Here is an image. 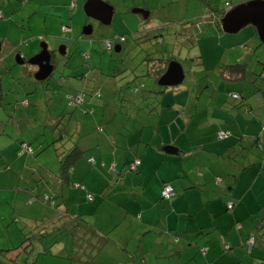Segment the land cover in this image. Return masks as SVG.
Segmentation results:
<instances>
[{"label":"rangeland","instance_id":"374dc122","mask_svg":"<svg viewBox=\"0 0 264 264\" xmlns=\"http://www.w3.org/2000/svg\"><path fill=\"white\" fill-rule=\"evenodd\" d=\"M75 1L76 5L72 7L69 2L62 5L60 0H0V152L5 151L4 148L10 144L22 142L31 150L30 154H22L26 161L25 169L18 165L23 172L22 176L14 172L3 173L0 169V248L15 247L12 252L0 255V264L29 263L35 257L37 261L34 264H72L65 255L71 254L79 258L90 250L95 258L91 264H114L112 259L117 257L110 256L112 247L106 250L109 244L105 245L106 248L93 252L94 249L87 243L90 238H85L78 229L72 235H61L58 230L61 222L56 220L59 217L55 208L57 202L46 170L57 168V153L67 149L68 140L57 138L61 131H58L56 115L61 114L62 107L67 109L65 95L72 91L70 89L77 90L87 86L89 90L96 79L111 80L114 75L116 83H120L124 91L125 87L136 84L132 82H137L138 79L146 89L151 86L184 87L192 93L203 92L193 97L191 105L198 100L201 108H205L215 86L220 89L218 94L226 88L224 82L215 75L227 63L244 66L245 81L242 85L245 87L224 91V109L219 111H225V108H230L235 102L236 108L231 110L234 117L232 119L237 123L244 119L247 123H252L246 129L247 134L242 137L245 130L241 131L239 127L243 123L230 125L232 134L228 135V143L231 145L233 142L234 131L240 138L235 137L232 147L215 159L225 168L229 163L235 169L241 168L233 174V183L237 189L234 193L240 191L241 197L235 194L231 196V191L224 189L225 195L219 198L221 212L207 217L212 219L215 227L207 230L215 232L220 238L206 243L211 245L216 241L222 249L232 247L233 253L240 250L244 258H237V264L263 262L264 219L260 223L261 229L256 228L264 217V77L261 76L264 73V43L259 41L256 29L251 24L226 34L220 30L219 25L214 26L209 22L215 12L225 11L226 7L247 0H108L113 14L107 24H99L85 15L82 8L85 0ZM134 7L149 11L146 21L142 12H132ZM41 12L46 13L45 21ZM27 21L31 25L30 29L26 27ZM89 22L93 26L91 33L86 35L83 29ZM15 24L17 27H14ZM61 25L69 26V31L62 32ZM20 26L24 27L23 30ZM45 28L47 32H44V38L38 40L36 33H43ZM218 34L227 35L230 39L222 41ZM153 35L159 36L161 41H156ZM115 36L123 37V41L118 43L120 50L116 51L112 46L108 51L102 46L103 41L111 39L116 44ZM26 39L34 45L28 47L19 43ZM42 42L50 54L52 71L46 78L38 80L34 78L36 65L29 62L28 58L41 47ZM13 43L19 44L14 47ZM16 54L22 57L21 63L17 62ZM170 54L183 69L181 82L160 86L152 83L150 75L144 76V71L139 74L141 66L151 63L146 59L168 58ZM122 70L126 77L119 80V75L123 77L119 73ZM117 74L118 77L115 76ZM203 74L210 76L203 77ZM134 75L138 77L134 78ZM187 90L184 89L183 93ZM231 93L241 94L250 110H246L249 106L243 103L241 97L231 100ZM218 98L221 100L222 96L213 97L210 103L220 104ZM23 100L26 104H23ZM217 110L211 108L210 121L204 119L201 123L205 126L212 123L215 114H218L215 113ZM48 113L55 115L45 117ZM45 123H49L48 127L42 126ZM219 123L215 121V125ZM212 125L214 124L208 127ZM226 125L223 126L224 130L229 126ZM216 133L218 132L213 133L211 139L221 147L223 141L216 139ZM88 161L91 163L90 159ZM4 166L7 167V164ZM226 187L223 184V188ZM241 199L246 206L251 205L254 212L248 213ZM227 203L234 204V211L224 206ZM76 223L78 224L77 221H70V225ZM34 225L50 234L39 241L28 239L25 242H29V246L25 247L26 243L21 242L35 231ZM205 230L204 241L209 236ZM252 233L255 234V241L252 253H247L248 235L253 236ZM237 235H241L238 242L235 239ZM206 243L204 242L205 245ZM47 247L49 253L42 254V249ZM146 258L152 259V251L148 252ZM226 258L222 256L219 264H230Z\"/></svg>","mask_w":264,"mask_h":264},{"label":"crops","instance_id":"0c3cea01","mask_svg":"<svg viewBox=\"0 0 264 264\" xmlns=\"http://www.w3.org/2000/svg\"><path fill=\"white\" fill-rule=\"evenodd\" d=\"M102 1L111 7L112 16V5L108 3V0ZM60 2L62 5L68 2L71 5V0H60ZM229 7L231 6L225 9ZM52 11L57 13L55 10ZM132 12H142L145 17L149 15V11L140 7H134ZM41 14L45 21L46 13L41 12ZM91 19L99 24H107L94 18ZM209 22L216 26L211 19ZM26 25L28 29L31 28L29 21ZM63 26L68 29L63 30ZM90 26L92 29L93 25L90 24ZM14 27L17 25L15 24ZM19 28L23 30L24 27ZM45 29L43 33H36L38 40L44 38V32H47V28ZM69 29L67 25L60 26L62 32H67ZM32 36L28 35V37ZM218 37L222 41L230 39L224 34H218ZM122 41L117 39V51L120 50L118 43ZM21 42L19 43L28 47L34 45L28 43L27 39ZM1 43L0 38V46ZM17 45L13 43L12 46ZM41 45H44L43 42L40 43ZM102 46L104 47V41ZM40 48L36 49L35 53H31L29 58L39 52ZM15 58L16 60L22 59L20 54H16ZM179 65L181 67V64ZM227 65L231 64L227 63L222 67ZM223 68L215 76L224 82L226 88L218 94L220 89L215 86L209 94V101L205 108H201V103L197 99L191 105V102H194L193 97L203 92L194 91L192 93L184 87L178 89L151 86L146 89L138 79L137 82H132L136 84L125 87L124 91L120 83H116L114 75L111 80L96 79L94 86L89 90L87 86L77 90L70 89L72 91L66 95L80 94L81 101L74 107L68 102L65 103L67 109L62 107L61 114L56 115L58 131H61L57 138H62V140L66 138L68 140L67 149L75 145L79 154L66 173H62L59 162L60 154L66 149L57 153V168L46 170L51 179L52 194L57 202L55 208L59 217L56 220L60 221L61 225H67V222L71 220L76 221L77 217L86 220L96 232L94 236L84 235L85 238L87 236L90 238L87 243L94 249L93 252L100 251L109 244L106 250L112 247L110 256H117L112 259L114 264L118 262L121 264H135V262L137 264H219L222 256L227 257L226 260L230 264H237V258L243 259L240 250L233 253L232 247L222 249L216 241L211 245L206 243L209 240L220 238L215 232L207 230L208 228L215 229L212 219L207 217L209 214L211 217L221 212L219 198L225 195L224 189L230 190L231 196L235 194L241 197L240 191L234 193L237 189L233 183L235 178L233 174L241 168L235 169L231 163L225 168L215 159L222 156L224 150L232 147L235 137H238L234 131L235 136L231 135L234 140L231 145L228 143V135L232 134L230 125L237 126L243 123L239 127L241 131L245 130L242 137L247 134L246 129L252 123H247L245 119L237 123L232 119L234 117L231 110L233 107L236 108L235 102L230 108H225V111H219L221 108L224 109V91H232L240 86L245 87L242 85L245 80L235 81L228 80L227 77L223 78L221 76ZM181 70L182 78L179 82L183 79L182 67ZM123 71L119 73L125 79ZM143 71H145V65L141 66L139 74L141 75ZM208 75L203 74V77ZM115 76L118 77V74ZM158 78L155 80L150 77L152 83L164 86L158 83ZM184 89L187 90L186 93H183ZM217 95L222 96L221 100L218 98L220 104H211L210 100ZM239 96L247 106L248 103L243 96L241 94ZM23 104H26L25 100ZM211 108L218 109V112H215L218 114H215L214 120L210 123L214 124L213 127H208L210 124L205 126L201 121L204 119L210 121ZM246 110L249 111L250 106ZM53 115L55 114L48 113L45 117ZM215 121L220 123L215 125ZM225 123L229 125L226 130L223 129ZM48 125L49 123L42 124L47 127ZM215 131L228 132L225 138H216L220 142L223 141L221 147L217 141L211 139ZM4 150L0 152L1 171H4L3 173L14 172L22 176L23 172L18 165L25 169L26 161L22 158V154L26 152L22 150L21 144H10ZM133 160H138V164L131 172L128 166ZM5 163L7 167L4 166ZM165 183L169 184L173 190V195L169 199H163L160 196L161 187ZM223 184L227 187L223 188ZM86 193H91V200L86 199ZM240 201L248 213L254 212L251 205L246 206L242 199ZM224 206L226 207V204ZM233 207L234 204L230 210L234 211ZM37 228L35 226L33 230ZM204 229L209 233L205 241L203 239ZM252 235L255 234L252 233ZM92 238L93 241H91ZM235 239L236 242L240 241L241 235L240 237L237 235ZM238 245L239 243L236 246ZM12 248L15 247L0 248V255L12 252ZM2 250L8 251L2 252ZM151 251L152 259H147L146 255ZM43 252L42 254H45ZM91 252L90 250L89 253L79 258L71 254L65 256L68 258L73 256L68 259V262L72 264L74 262L91 264V261L95 259ZM246 252L252 253V246L247 248ZM230 254L233 255L228 256ZM7 257L5 258L9 259ZM36 261L35 257L29 264H34ZM253 264H258V262ZM260 264H264V260Z\"/></svg>","mask_w":264,"mask_h":264},{"label":"water","instance_id":"95a60500","mask_svg":"<svg viewBox=\"0 0 264 264\" xmlns=\"http://www.w3.org/2000/svg\"><path fill=\"white\" fill-rule=\"evenodd\" d=\"M86 16L94 18L101 23H108L111 16V7L102 0H85L82 5ZM135 10V9H134ZM139 11V9H137ZM219 27L223 32L234 33L242 26L251 24L256 29L258 38L264 42V0H247L225 10L218 18ZM91 26L86 24L83 32L90 33ZM114 50H118L116 45ZM63 51V47H62ZM49 53L44 45H41L39 52L28 58V61L37 66L34 78L44 79L52 70V65L48 62ZM17 62H22L18 59ZM182 78L180 65L172 60L164 72L159 76L158 83L162 85H173Z\"/></svg>","mask_w":264,"mask_h":264},{"label":"trees","instance_id":"16d2710c","mask_svg":"<svg viewBox=\"0 0 264 264\" xmlns=\"http://www.w3.org/2000/svg\"><path fill=\"white\" fill-rule=\"evenodd\" d=\"M74 2V0H71V2ZM70 2V3H71ZM230 8V7H229ZM227 8V9H229ZM226 9V10H227ZM224 10H220V12L218 13V15L216 14L215 12V17H211V21L216 23V26L219 25V22H218V18L223 14ZM2 16L0 15V18ZM147 17H145V21L147 20L146 19ZM187 23V22H186ZM68 29V28H67ZM66 29V30H67ZM176 34V32H175ZM181 35H185L187 36L186 34H181ZM153 38L158 39V41L161 39H159V36L157 37V35H153ZM105 48V47H104ZM162 52H165L164 50ZM50 55V54H49ZM148 56H151L148 54ZM145 60V59H144ZM172 60H175L172 56V54H170V56L167 58H159V59H155V58H152V59H146V61H151V63H146L145 65V71H144V74L143 75H150L151 77H153L155 80H157V78L164 72L168 62L172 61ZM176 61V60H175ZM177 62V61H176ZM179 63V62H177ZM180 64V63H179ZM151 73V74H149ZM221 76L224 78V77H227L228 80H235V81H241V80H244V66L242 64H231V65H227L225 66L223 69H222V73H221ZM262 77H264V74H262ZM121 78L123 77H120L118 78L119 80H121ZM232 94V93H231ZM236 94V93H235ZM238 95V94H237ZM72 96H76V95H72ZM68 97V96H67ZM66 97V99L68 100V98ZM238 97H240L238 95ZM237 97V98H238ZM69 103L70 106L74 107L76 105L79 104V102H69V100L67 101ZM220 132V131H219ZM228 133V132H227ZM226 137V136H225ZM224 137V138H225ZM22 142V141H21ZM30 153V152H29ZM78 152L76 150V147L75 145H72L71 147H69L68 149H66V151L64 153H61L60 154V158H59V162H60V167H61V171L62 173H66L67 169H69V166H71L74 162V160L78 157ZM134 161V160H133ZM131 161V163L133 162ZM130 163V164H131ZM129 164V165H130ZM137 166V165H136ZM129 167V166H128ZM136 168V167H135ZM129 169V168H128ZM135 170V169H134ZM134 170H130L131 172H133ZM78 186V185H77ZM163 186V185H162ZM162 188V187H161ZM231 204V207H232V203ZM230 207V208H231ZM226 208L227 209H230L229 207H227L226 205ZM264 218L261 219V222ZM76 221L78 222V224L76 223V225L72 224L70 225V222H67V225H61L58 230H59V233L61 235H64V234H69V235H72L74 234V231L77 230V229H80V233L82 235H86L89 234L92 236H94L96 234L95 230L92 228V226L90 224L87 223L86 220L82 219V218H79L77 217L76 218ZM260 222V223H261ZM260 223L258 224L256 230L258 229H261V226H260ZM75 226V227H74ZM262 230H263V227H262ZM50 233H47L46 231L42 230V228H39L37 230H35L30 236L26 237V238H23V241H27L28 239L30 238H34L35 241L36 240H40L41 238L43 237H47ZM264 234V232H263ZM263 236V235H261ZM252 237V243L251 245L249 246V248L252 246V244H254V241H255V237L253 238V236H250ZM55 242V241H54ZM28 247L29 246V242L25 244V247ZM8 250H2V252H6ZM42 251H44L43 253H49V250H48V247L47 248H44L42 249ZM40 254V252H38ZM73 258V256H70ZM69 257V258H70ZM30 263V262H29ZM27 262H24L23 264H29Z\"/></svg>","mask_w":264,"mask_h":264},{"label":"built area","instance_id":"2783aa9c","mask_svg":"<svg viewBox=\"0 0 264 264\" xmlns=\"http://www.w3.org/2000/svg\"><path fill=\"white\" fill-rule=\"evenodd\" d=\"M70 4L73 5V1ZM62 29L65 30L66 28L63 26ZM119 40H122V37H119ZM111 45H112V42L110 40H105L104 41V46H105L106 49H109L111 47ZM230 96L232 98H237L238 97V95L235 94V93H232ZM67 98H68V100H69L70 103L71 102H77L78 103V102L81 101L80 94H77L76 96H68ZM226 135H227V132L220 131V132L217 133V138L218 139H222ZM21 148L26 153H29L31 151L30 148L27 147L25 143H21ZM137 164H138V160H134L129 165V167H128L129 170H134ZM75 186H77V184H75ZM172 195H173V190H172L171 186L169 184H166V183L163 184V186H162V188L160 190V196H161V198H163V199H169ZM85 197H86L87 200H91L92 199L91 193H86ZM226 205L229 208L231 207V204L230 203H227ZM247 241H248V244L250 246L251 243H252V237H249Z\"/></svg>","mask_w":264,"mask_h":264},{"label":"bare ground","instance_id":"6f19581e","mask_svg":"<svg viewBox=\"0 0 264 264\" xmlns=\"http://www.w3.org/2000/svg\"><path fill=\"white\" fill-rule=\"evenodd\" d=\"M74 5H75V3L73 2V5H71V6L73 7ZM115 37H116V40H117V39L119 40V37H122V36H115ZM107 40H110V41H111V39H107ZM122 40H123V37H122ZM119 41H121V40H119ZM111 42H112V41H111ZM115 45H116V44H113V43H112L111 47H112V46H115ZM104 47H105V46H104ZM111 47H110V48H111ZM110 48H109V49H110ZM105 49H106V48H105ZM109 49H107V50H109ZM48 53H49V52H48ZM49 57H50V55H49ZM49 64H50V63H49ZM22 143H25V142H22ZM25 144H26V143H25ZM30 152H31V151H30Z\"/></svg>","mask_w":264,"mask_h":264},{"label":"flooded vegetation","instance_id":"af4514ba","mask_svg":"<svg viewBox=\"0 0 264 264\" xmlns=\"http://www.w3.org/2000/svg\"><path fill=\"white\" fill-rule=\"evenodd\" d=\"M90 24H91V22H89ZM48 62L50 63V57H49V59H48Z\"/></svg>","mask_w":264,"mask_h":264}]
</instances>
